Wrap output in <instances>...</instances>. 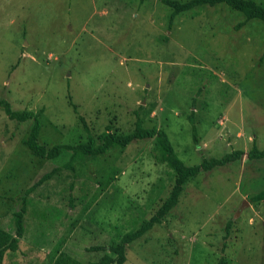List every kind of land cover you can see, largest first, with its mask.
<instances>
[{
	"label": "rangeland",
	"instance_id": "374dc122",
	"mask_svg": "<svg viewBox=\"0 0 264 264\" xmlns=\"http://www.w3.org/2000/svg\"><path fill=\"white\" fill-rule=\"evenodd\" d=\"M169 14L158 0H0V99L38 115L45 147L86 142L80 117L98 138L131 132L138 114L187 166L246 154L253 142L264 149V24L216 5L168 29ZM30 126L0 107V229L13 233L24 190L60 170L27 197L23 237L2 264H52L61 252L94 262L104 253L89 247L117 243L173 185L151 139L47 160L26 148ZM262 190L264 158L201 171L162 222L126 246L124 264H264V200L250 201Z\"/></svg>",
	"mask_w": 264,
	"mask_h": 264
},
{
	"label": "trees",
	"instance_id": "16d2710c",
	"mask_svg": "<svg viewBox=\"0 0 264 264\" xmlns=\"http://www.w3.org/2000/svg\"><path fill=\"white\" fill-rule=\"evenodd\" d=\"M145 2L149 0H138ZM163 6L170 10L168 16L167 28L170 29L175 18L179 15L189 13L201 7H214L216 5H225L229 9L240 13L245 21L257 20L264 24V6L256 3L253 0H158ZM240 26V25H238ZM237 26V27H238ZM68 101L71 104L68 96ZM75 109V106L72 105ZM0 107L9 120H14L18 123L26 121L31 122V126L25 140V146L32 156L41 159H55L62 153H70L71 155L82 154L90 159L103 157L108 150L114 145L125 147L134 140H153L156 144L158 157L157 161L166 165L174 175L173 185L167 194L166 198L158 206L156 211L147 219L142 221L137 228L124 233L117 243H113L106 247L94 246L89 247V252H103L104 254L96 261L87 264H124L126 261L125 248L128 244L136 239L141 238L146 232L152 229L154 225L160 224L164 217L177 205L180 193L183 190V185L189 180L198 175L201 171H210L213 168L221 167L227 163L239 160L243 155H246L248 160H257L264 158V149H258L255 143H252L250 150L245 154L243 151L235 150L226 153L220 158L202 159L200 164L187 166L176 155L171 143L169 142L166 132L156 127L145 128L142 126L138 114H135L134 128L127 134H114L107 130L105 134L98 138H93L90 135L89 128L85 124L83 118L80 117V122L83 129L87 133V139L84 143L76 145H54L45 147L38 142V135L40 131V121L38 115L34 112L22 110L14 111L10 104L4 99H0ZM191 126V135L194 144L197 143L195 115L190 112L186 117ZM67 169H71L70 165H65ZM60 168H53L49 172L43 174L36 182L27 187L20 199L21 207L13 215V233H8L0 229V264L3 262L4 255L7 252H15L19 247L20 239L23 237L24 225L23 215L25 213V205L27 197L36 190L43 183L48 181L53 175L59 172ZM264 200V190L254 194L250 201L258 202ZM229 227L225 228L226 239ZM106 250L109 251L106 253ZM223 251V248L221 249ZM52 264H82L76 259L72 258L65 252H61ZM217 264H225L223 257H221Z\"/></svg>",
	"mask_w": 264,
	"mask_h": 264
},
{
	"label": "water",
	"instance_id": "95a60500",
	"mask_svg": "<svg viewBox=\"0 0 264 264\" xmlns=\"http://www.w3.org/2000/svg\"><path fill=\"white\" fill-rule=\"evenodd\" d=\"M246 204V203H245ZM238 214V213H237Z\"/></svg>",
	"mask_w": 264,
	"mask_h": 264
}]
</instances>
